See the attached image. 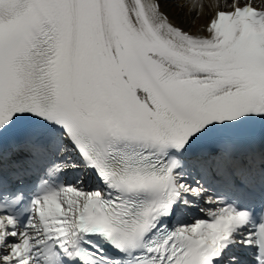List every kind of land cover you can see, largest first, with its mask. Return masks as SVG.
<instances>
[{
    "label": "snow or ice",
    "instance_id": "6c2138e0",
    "mask_svg": "<svg viewBox=\"0 0 264 264\" xmlns=\"http://www.w3.org/2000/svg\"><path fill=\"white\" fill-rule=\"evenodd\" d=\"M165 6L0 0V264H264V8Z\"/></svg>",
    "mask_w": 264,
    "mask_h": 264
},
{
    "label": "bare ground",
    "instance_id": "6f19581e",
    "mask_svg": "<svg viewBox=\"0 0 264 264\" xmlns=\"http://www.w3.org/2000/svg\"><path fill=\"white\" fill-rule=\"evenodd\" d=\"M262 2L264 0H256ZM174 23L201 32L206 21L218 9L231 5L232 0H163ZM230 8V7H229Z\"/></svg>",
    "mask_w": 264,
    "mask_h": 264
}]
</instances>
